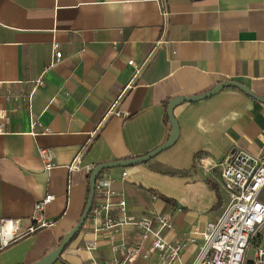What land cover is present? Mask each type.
I'll return each mask as SVG.
<instances>
[{"label": "crops", "instance_id": "1", "mask_svg": "<svg viewBox=\"0 0 264 264\" xmlns=\"http://www.w3.org/2000/svg\"><path fill=\"white\" fill-rule=\"evenodd\" d=\"M55 42L63 59L50 67ZM129 61L142 67L139 76ZM40 79L32 113L49 132L37 128L33 135L22 96ZM226 81L264 97V0H0V102L11 115L0 135V219L27 224L36 204L55 196L45 210L53 225L2 251L0 264H34L53 252L81 219L97 165L154 151L172 132L167 102ZM174 115L180 137L172 147L147 163L102 174L116 180L128 215L170 214L176 229L167 239L186 241L222 214L226 196L214 165L235 147L264 157V103L226 88L179 105ZM40 148L54 153L49 172ZM100 202L96 196L94 205ZM111 216L124 217L118 207ZM123 237L134 246L137 230H98L89 216L54 264H106ZM87 243H97L94 253ZM202 244L197 237L173 264H192ZM134 264L161 263L152 253Z\"/></svg>", "mask_w": 264, "mask_h": 264}, {"label": "built area", "instance_id": "2", "mask_svg": "<svg viewBox=\"0 0 264 264\" xmlns=\"http://www.w3.org/2000/svg\"><path fill=\"white\" fill-rule=\"evenodd\" d=\"M53 52L50 67L63 59L59 43L53 44ZM128 64L134 67V77L141 74L142 67L134 61H129ZM42 84L40 79L30 94L22 96L28 102V111L32 116L33 135L38 134L37 128L43 129L32 113L34 94ZM4 99L11 102L14 97L7 91ZM17 99L18 97L15 98ZM115 107L116 103L112 105L110 112ZM116 114L121 115L118 112ZM10 121V111L0 102V135L7 134L6 126ZM48 132L47 128L43 129V133ZM38 154L44 161L46 171L55 168V156L50 149L40 148ZM80 161L81 155L76 157L70 169H78ZM199 163L208 167L204 158ZM214 166L221 169L220 185L226 196L222 214L215 221L209 222L204 231H195L194 236L186 241L167 239V233L176 229L175 220L170 214H143L139 218L128 215L125 198L113 189L116 180L101 174L96 188V196L101 202L92 208L90 217L93 223L98 230H113L125 226H133L137 230L134 246H130L124 237L119 239L113 244L114 258L106 264H134L140 257L148 258L152 253L159 254L161 264H173L181 258L184 251L197 243V237L203 239V244L192 264H264V243L257 246L252 258L248 256L253 243L264 236V157L253 156L240 147H235L221 163ZM211 168L212 165L209 169ZM128 176V172L122 174L123 179ZM54 200L55 196L48 194L39 201L27 224L21 219H0V253L17 240L51 227L53 224L45 218V210ZM113 207H118L124 216L122 220L113 219ZM85 249L94 253L97 243H87Z\"/></svg>", "mask_w": 264, "mask_h": 264}, {"label": "water", "instance_id": "3", "mask_svg": "<svg viewBox=\"0 0 264 264\" xmlns=\"http://www.w3.org/2000/svg\"><path fill=\"white\" fill-rule=\"evenodd\" d=\"M226 88H235V89L241 90L246 95L255 99L256 101L264 103V97H261L255 94L248 86L240 82H237V81H226V82L219 83L213 89L201 95L191 96V97H177V98L172 99L167 108L168 118L172 125V132L169 136V139L164 144H162L160 147H158L154 151L142 157L114 161V162L103 163V164L97 165L93 169L90 175L88 200H87L83 214L78 224L62 239L59 246L53 252H51L49 255H47L46 257H44L43 259H41L40 261L34 264H54L61 260V256L63 252L65 251V249L70 245L75 235H77L84 228L87 220L89 219V216L91 214L92 208L94 206L95 198H96V188H97L98 177L104 171L114 169V168H119V167L129 168V167H134L137 165L147 163L150 160L154 159L159 154H161L162 152L172 147L178 141L180 137V125L174 115L175 108L186 102H198L201 100L211 98L219 94L222 90Z\"/></svg>", "mask_w": 264, "mask_h": 264}, {"label": "rangeland", "instance_id": "4", "mask_svg": "<svg viewBox=\"0 0 264 264\" xmlns=\"http://www.w3.org/2000/svg\"><path fill=\"white\" fill-rule=\"evenodd\" d=\"M264 243V236H260L254 243L253 246L251 247L250 251H249V257L252 258L253 254L257 248V246H259L260 244Z\"/></svg>", "mask_w": 264, "mask_h": 264}, {"label": "trees", "instance_id": "5", "mask_svg": "<svg viewBox=\"0 0 264 264\" xmlns=\"http://www.w3.org/2000/svg\"><path fill=\"white\" fill-rule=\"evenodd\" d=\"M168 105H169V102H167V104H166V109H167ZM166 120L169 121V118H168L167 115H166ZM104 172H105V171H104ZM89 177H90V176H89ZM88 194H89V186H88ZM161 198H162L164 201H166V202H169V203H175V201H173V200H171V199H169V198H167V197H165V196H161ZM78 234H79V233H78ZM78 234H77V235H78ZM77 235H75V237H76ZM75 237H74V238H75ZM74 238H73V239H74ZM72 241H73V240H72ZM72 241H71V242H72Z\"/></svg>", "mask_w": 264, "mask_h": 264}]
</instances>
